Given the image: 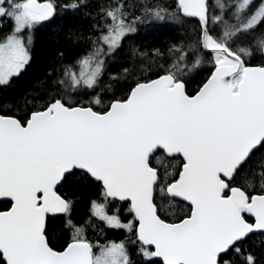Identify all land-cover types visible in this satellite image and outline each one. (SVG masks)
I'll return each mask as SVG.
<instances>
[{"label":"snow or ice","instance_id":"obj_1","mask_svg":"<svg viewBox=\"0 0 264 264\" xmlns=\"http://www.w3.org/2000/svg\"><path fill=\"white\" fill-rule=\"evenodd\" d=\"M70 30L40 62L34 34ZM0 264H264V0H0ZM168 22L165 47L135 43Z\"/></svg>","mask_w":264,"mask_h":264},{"label":"trees","instance_id":"obj_2","mask_svg":"<svg viewBox=\"0 0 264 264\" xmlns=\"http://www.w3.org/2000/svg\"><path fill=\"white\" fill-rule=\"evenodd\" d=\"M168 2L171 3V0H168ZM82 26L86 28V18L76 19V14L60 12L52 23L47 22L38 27L34 34L33 45L36 59L40 62L50 59L57 42L63 45L65 43L64 35L68 31ZM176 34V30L168 22H156L152 26L141 28L136 35L135 43L145 48H163L176 38Z\"/></svg>","mask_w":264,"mask_h":264},{"label":"rangeland","instance_id":"obj_3","mask_svg":"<svg viewBox=\"0 0 264 264\" xmlns=\"http://www.w3.org/2000/svg\"><path fill=\"white\" fill-rule=\"evenodd\" d=\"M11 26V21L6 22L2 26H0V32H7Z\"/></svg>","mask_w":264,"mask_h":264}]
</instances>
